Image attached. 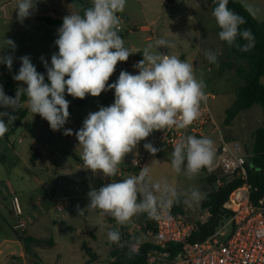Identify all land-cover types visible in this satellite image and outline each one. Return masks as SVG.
Segmentation results:
<instances>
[{
	"label": "rangeland",
	"instance_id": "1",
	"mask_svg": "<svg viewBox=\"0 0 264 264\" xmlns=\"http://www.w3.org/2000/svg\"><path fill=\"white\" fill-rule=\"evenodd\" d=\"M234 1L240 2L246 9L249 6L258 9L253 16L259 22L264 21V0ZM18 2L19 0H0V47L4 46L5 39L13 40L16 45L14 53L10 48H4L3 53H0L12 54L15 57L11 71L6 65L0 64V85L3 87L9 79H13V75L18 73L21 66L19 57L29 55L37 71L47 77L40 58L44 57L50 65L52 54L58 52L55 35L59 27L49 29L53 34L50 35L48 26L33 19V15L47 14L52 18L63 20V17L69 14L55 16L58 0H37V10L20 22L17 19L16 10ZM118 15L121 18L120 26H122L119 35L124 39L125 47L135 54L136 51H140L142 59L143 49L149 43H154L156 39L163 38L175 44L174 48L160 47L158 51L176 55L193 65L196 78L202 79L206 84L205 93L214 95L209 104L224 136L240 142L249 153L253 147L254 133L263 123L262 107L255 105L239 114L230 124L225 123L227 110L236 100V88L243 83V80L237 72L239 64L234 62L233 55L226 51L223 42L219 39V27L212 15L211 1L176 0L174 4H168L165 0H126L124 11ZM207 50L217 54L218 63H209L205 57ZM232 62H234L233 67L229 68L228 64ZM118 64L109 78V84L118 80L122 70L131 73L129 69ZM14 82L19 89V107L14 112L12 109L0 107V112L7 111L16 116L12 122L14 131H9L0 137L2 230L16 237V232L24 234L27 231V227L24 230L15 229L20 222H25L27 225L31 220L43 222L50 219L63 222L62 227L52 232L55 239L59 241L57 249L51 252L40 250L41 253H39L35 252L30 244V250L27 252L28 264H46L52 261L59 264L61 260H67L66 264H86L87 262L111 264L114 262L111 252L117 247H125L127 253L131 254L134 244L151 243L153 240L143 232L146 221L152 219L147 213L150 218L146 221L137 214L127 223L119 225L121 239L119 243L111 242L107 233L117 227V222L113 217L101 214L98 209L87 208L89 204L87 194L90 189H98L105 183L119 182L129 176L138 175L140 170L132 166L131 159L144 149V144L149 143L153 132L145 140L140 141L131 153L126 154L125 159L118 166L120 176L106 178L101 173L94 174L85 167L81 159L82 148L79 146L75 132L82 128L83 121L90 112H96L101 106H110L114 103V90L102 92L99 97L90 95V100L85 107H73V116L64 126V128L72 129L73 134L64 135V129L52 131L46 120L38 114L31 113L28 106L24 105L27 103L21 101L23 82L15 80ZM262 83L264 84V77ZM16 95L17 93L14 97ZM69 104L74 106L73 100H70ZM19 108L28 109L29 114L23 118V123L18 125L16 121L19 115L21 116V111L17 114ZM33 146L45 153L43 155L38 148L35 149L38 154L35 167L30 162ZM155 147L160 151L155 155L150 154L145 164L149 168L152 183L166 180L173 185L182 198L179 202L183 210L182 215L197 222H206L210 213L201 205L206 195L217 188L209 180V177L215 174L210 170L217 166L216 157L214 156L210 166L202 168L197 175L188 178L183 171L177 174L172 170L171 149L162 145ZM216 172L219 173V170ZM193 188L202 192L204 198L198 203L185 204L183 202L186 198L185 193ZM15 194H24L32 208L31 213L22 217L14 214L12 198H9V195ZM63 198H71L72 205L65 211L58 212L56 206ZM7 224L14 228L7 229ZM46 229L45 234H42L43 231L37 234L43 237L44 244H48L51 240L48 234L49 228L46 227ZM41 256L45 257L44 261ZM13 258L19 259L18 252H15Z\"/></svg>",
	"mask_w": 264,
	"mask_h": 264
},
{
	"label": "clouds",
	"instance_id": "2",
	"mask_svg": "<svg viewBox=\"0 0 264 264\" xmlns=\"http://www.w3.org/2000/svg\"><path fill=\"white\" fill-rule=\"evenodd\" d=\"M229 0H218L212 15L220 29L221 41L235 46L240 51L254 47L255 37L250 29L241 30L246 21L228 8ZM37 0H19L17 19L23 22L37 9ZM73 11L63 17L57 29L55 45L58 52L51 56V63L41 57L45 74L37 71L29 55L19 57L21 66L13 80L23 82L28 109L46 120L52 131L64 129V135L73 130L64 128L69 120V96L84 99L86 95L99 97L102 92L114 90V103L101 106L90 112L75 136L82 148L81 159L87 169L104 177H115L118 166L140 141L145 140L154 130L186 129L201 115V104L206 102V84L197 79L193 65L176 55L163 54L160 47L174 48L175 44L160 38L149 43L142 52L143 59L134 65L138 74L122 70L118 80L109 84L118 62H126L131 54L119 35L122 13L126 0H90V6L71 4ZM255 15L258 9H247ZM82 13V14H81ZM240 37L247 43L240 45ZM4 48L15 52L16 45L11 39L4 40ZM209 63H218L217 54L205 51ZM12 54H0V64L11 71ZM67 77V78H66ZM19 93L16 97L5 94L0 85V107H19ZM4 117H7L5 122ZM16 119L11 112H0V137L8 131V124ZM144 148L155 155L160 149L151 143ZM215 156L214 142L209 137L188 135L177 142L172 151V170L188 177L197 175L202 168L210 166ZM87 208L98 209L101 214L113 217L117 227L107 233L108 239L119 243V225L127 223L134 215L147 213L160 219L167 216L174 203L180 202V194L166 180L152 183L148 166L138 175L121 181L105 183L98 190L88 192ZM185 204L198 203L204 198L198 189L185 193ZM257 235H264L260 231Z\"/></svg>",
	"mask_w": 264,
	"mask_h": 264
},
{
	"label": "built area",
	"instance_id": "3",
	"mask_svg": "<svg viewBox=\"0 0 264 264\" xmlns=\"http://www.w3.org/2000/svg\"><path fill=\"white\" fill-rule=\"evenodd\" d=\"M119 30H122L120 25ZM141 60V52L136 51V54H131L126 62H118V66L126 67L131 74H138V69L134 68V65ZM206 95V102L201 104V115L192 125L186 129L154 130L149 143L154 147L166 146L173 151L175 144L188 135L198 138L209 137L214 142L217 159V166L210 170L217 176L215 186L236 179H241L244 183L230 194L223 205V210L228 216L204 241L190 242L194 233L198 231L199 222L182 214H175L172 207L167 216H162L160 219L153 218L154 228H144L143 231L153 240L151 244L157 246L147 254L148 264H264V235H257L258 232L264 231V199L258 206L251 201L247 168L249 154L240 142L229 140L224 136L209 104L214 95ZM150 154L145 148L142 149L131 159L132 166L141 170ZM217 170L219 173L216 172ZM117 176H120V173ZM58 202L56 206L58 212H63L72 205L71 198H63ZM12 207L16 216L24 215L21 200L17 195L12 197ZM15 229H26V223L20 222ZM169 245L180 247L176 255L172 256L168 250ZM140 249L141 244H134L131 255L139 254Z\"/></svg>",
	"mask_w": 264,
	"mask_h": 264
},
{
	"label": "trees",
	"instance_id": "4",
	"mask_svg": "<svg viewBox=\"0 0 264 264\" xmlns=\"http://www.w3.org/2000/svg\"><path fill=\"white\" fill-rule=\"evenodd\" d=\"M165 1L168 4H174L176 0ZM210 1L213 11L214 7L218 3V0ZM70 2L73 4L74 0H70ZM75 3L90 6V0H75ZM228 8L242 16L246 21L245 24L240 26L241 30L250 29L255 37L254 47L249 51H240L237 47L229 46L226 42H222L226 51L233 55L234 62L239 64L237 72L239 77L243 80V83L236 88V100L227 110V119L225 123L230 124L239 114L251 109L255 105H260L262 107L263 123L262 126L254 133V143L251 151L248 153L249 163L247 167L249 172L248 183L251 185V201L255 206H258L259 202L264 199V84L262 83V78L264 77V21H257L240 2L229 0ZM37 19L46 23L49 26V29L53 27H60L63 22L62 19H54L51 16H38ZM49 29L48 33L53 35ZM55 36L58 38L57 34ZM237 43L243 45L247 42L238 37ZM234 62L229 63L228 67L232 68ZM45 82H48L47 77H45ZM22 86L24 88L27 87L25 84H22ZM3 90L9 97H14L19 91L13 79H9L6 82ZM65 99L68 101L73 100L75 107L82 108L89 102L90 95H86L84 99H78L69 96L67 92H65ZM21 101H27L24 91L21 95ZM20 111L21 116L16 121L18 125L22 122L26 113L24 110L19 108L17 110V114ZM69 113V118H71L73 116V109L70 104ZM4 120L7 122V117ZM37 161L38 154L35 152V149H33L31 155L32 165H35ZM216 179L217 176L215 174H212L209 177V180L214 185L216 183ZM243 183V180L236 179L218 186L215 190H212L208 195H206L201 206L203 209L208 210L210 217L204 223L199 222L198 231L194 233L190 242L197 243L204 241L215 232L220 223L228 216L226 211L223 210L224 203L228 200L230 194L235 189L242 186ZM180 201H182V198H180ZM172 209L175 214H183L182 207L179 203H174ZM140 216L143 221L150 218L146 213H140ZM153 228L154 221L152 218L150 221H146L145 229ZM1 231L2 222L0 215V232ZM16 237L24 244L27 252L30 244L32 243L40 246L44 244L41 240L25 236V234L19 232H16ZM154 248H157V246L149 242L142 243L139 254L131 255L127 253V248L117 247L111 252L112 257L114 258V262L111 264H148L147 254ZM168 250L171 252L172 256H174L180 250V247L176 245H169Z\"/></svg>",
	"mask_w": 264,
	"mask_h": 264
},
{
	"label": "crops",
	"instance_id": "5",
	"mask_svg": "<svg viewBox=\"0 0 264 264\" xmlns=\"http://www.w3.org/2000/svg\"><path fill=\"white\" fill-rule=\"evenodd\" d=\"M57 6H58V9H57V11L54 12V14H55V16H58V17L63 16V13H67V14L69 13L70 14V11L74 10L71 6L70 0H58ZM64 10H65V12H64ZM38 16H49V15L37 13V14L33 15V19H37ZM54 19H58V18H54ZM44 24H46V23H44ZM48 29H49V26H48L47 30ZM145 29H148V28H145ZM24 105L26 106L27 104H24ZM73 107H75V106H72V109H73ZM24 111L26 112L25 116H24V118H25L29 114V110L27 109ZM19 117H20V115H19ZM23 120L24 119H22L21 124L23 123ZM70 120H71V118H69L68 121H70ZM9 131H11V132L14 131V128L12 127V123L8 124V131L6 133H8ZM37 148L38 147L33 146V149H37ZM39 151H40V149H39ZM40 153L43 155L45 154L42 151H40ZM30 162H31V159H30ZM32 166L35 167L36 164L32 165ZM13 196L14 195H9V198H12ZM17 196L21 200V204H22V207L24 210V215L31 213L32 208H30L29 202L24 197V194L17 195ZM3 197H4V195H3ZM33 209H34V206H33ZM7 225H8L7 229L14 228L13 226H10L9 224H7ZM62 226H63V222L60 223L58 220L46 219L43 222L31 220L29 225L26 224L27 231L24 232V234H25V236H28V237H31V238H34L37 240H41L44 243L43 237H41V235H37V234L39 233V231L41 233L43 231L42 234H45V231L47 230L46 227H48L49 228L48 234H49V236H51V240L48 242V244H43L40 246V245L32 243L31 245L33 246L32 249H34L35 252H39L40 250H42V252H46V251L51 252V250L57 249V247L59 245V241L55 239L54 233H52V232L54 230H58V228H60ZM41 228H42V230H41ZM42 236H45V235H42ZM15 252H18L19 259L13 258V255H15ZM39 253H41V252H39ZM27 255L28 254H27L26 248L24 247V244L21 241H19L17 239V237H14L12 233L9 234V233L5 232V230H2L0 232V264H4L5 262H9L10 264H18V263L19 264H28ZM41 257H42V261H44L45 257L44 256H41ZM66 261L67 260H65V261L61 260V262L59 264H66L67 263ZM46 264H58V262L52 261V262H48Z\"/></svg>",
	"mask_w": 264,
	"mask_h": 264
}]
</instances>
